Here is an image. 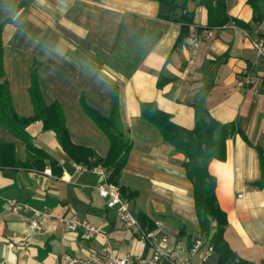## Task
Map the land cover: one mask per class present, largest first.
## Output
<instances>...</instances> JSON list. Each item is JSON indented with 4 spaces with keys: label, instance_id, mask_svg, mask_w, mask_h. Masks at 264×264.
I'll use <instances>...</instances> for the list:
<instances>
[{
    "label": "crops",
    "instance_id": "1",
    "mask_svg": "<svg viewBox=\"0 0 264 264\" xmlns=\"http://www.w3.org/2000/svg\"><path fill=\"white\" fill-rule=\"evenodd\" d=\"M12 1L18 12L1 35L14 109L19 116L34 117L30 89L37 68L45 105L60 109L52 117L64 122V130L56 132L55 125L35 120L27 129L28 148L25 140L0 126V264H64L66 254L86 259L107 246L119 257H152L151 246H140L139 229L125 227L117 209L108 208L98 195L95 186L103 178L76 170L80 165L107 170L94 163L108 156L110 139L83 104L109 117L116 87L118 132L132 146L118 187L127 195L138 194L131 199L122 193L139 224L157 225V246L174 249L178 264H200L201 256L212 250L201 233L186 159L142 120L141 105L155 103L191 131L196 127L193 103L202 99L216 123L237 130L226 141V159L213 160L208 168L227 217L224 239L242 260L264 264V188L255 185L262 177L264 155V104L256 98L264 90V63L251 44L264 35V0H226L229 23L211 29V39L197 53L176 47L182 24L159 19L169 11L157 0ZM187 8L194 14L193 25H208L200 0L190 1ZM130 30L139 32L143 45L130 62L120 58L121 63L116 47L120 35ZM10 200L28 209L16 214L8 207ZM32 210L51 211L65 220L87 219L101 233L88 239L68 232L64 223L46 220V232L32 233ZM181 225L192 245L202 242L198 254L191 253L188 236H180ZM164 237L167 244L161 242ZM204 264H220L218 253L212 250Z\"/></svg>",
    "mask_w": 264,
    "mask_h": 264
},
{
    "label": "trees",
    "instance_id": "2",
    "mask_svg": "<svg viewBox=\"0 0 264 264\" xmlns=\"http://www.w3.org/2000/svg\"><path fill=\"white\" fill-rule=\"evenodd\" d=\"M190 1L196 0H157L159 4L166 6L169 11L168 15L159 14V19L182 24V32L178 37L176 47H179L190 35L194 18V14L190 13L187 8ZM200 4H203L208 12V25L206 26L208 29L224 27L229 23L226 0H200ZM179 12L181 13L180 15ZM5 23L6 21L0 25V126L25 140L29 148L31 147V142L27 136V129L35 120H41L45 125H55L57 127L56 132L64 130V122H59L58 117L56 119L52 117L53 112L55 114L58 112V116L61 114L59 108L45 105L38 83L37 68L32 72V86L30 89L35 115L27 118L16 113L3 62L4 48L1 34ZM161 83L162 81H160L159 87H161ZM193 106L196 109V127L191 131L175 124L172 121V116L160 110L155 103H143L141 105V118L157 130L165 144L172 146L175 152L185 157L184 167L186 168L188 179L194 186L201 233L206 237L212 250L218 253L220 264L229 262L249 264L239 258L224 239L227 217L220 209L216 198V179L208 171L209 165L213 160L224 161L226 159V141L237 133L236 127L235 125L216 123L210 117L202 99L195 101ZM83 107L88 116L111 142L108 156L103 160L96 161L94 164L106 166L109 172L108 182L119 186L121 173L126 165L127 156L132 149L124 135L118 132L120 118L119 87L115 88L109 117L96 115L85 104H83ZM260 162L262 177L255 185L264 188V155L262 153L260 154ZM121 190L123 195L128 198L135 199L138 196L137 193L127 195L123 188ZM144 218V215H142L140 221L142 222ZM148 223L150 228H145L143 222L140 223V227L147 232L156 229V224L151 221H147V225ZM179 234L180 236L187 235L186 229L182 225L180 226ZM187 236V244L191 248L193 246L192 236Z\"/></svg>",
    "mask_w": 264,
    "mask_h": 264
},
{
    "label": "built area",
    "instance_id": "3",
    "mask_svg": "<svg viewBox=\"0 0 264 264\" xmlns=\"http://www.w3.org/2000/svg\"><path fill=\"white\" fill-rule=\"evenodd\" d=\"M212 37L211 30L207 27L199 28L197 25H192L191 33L186 40L179 46L184 52L197 53L199 52L203 44L208 42ZM252 48L256 52L259 60L264 63V35L258 37L252 41ZM256 98L262 104H264V90L259 93ZM77 172L80 174L99 175L103 178V182L95 186V190L98 195L107 201V207L111 209H117L120 222L127 228L136 227L140 231V246L145 249L147 246H151L153 249V255L150 259H145L139 256L124 255L116 256L110 246L105 247L101 251H93L86 259H79L71 254H66L64 257V264H160L167 261L170 264H178L177 258L172 257L175 252L174 249L161 248L157 246L158 229L151 232L144 231L133 213L129 202L123 197L119 187L108 182L109 172L100 166H77ZM47 173V172H46ZM49 174V173H48ZM50 175V174H49ZM9 209L18 214L28 207L25 204H21L17 201H8ZM33 218L29 223V229L32 233L46 232L42 222L44 220L51 221L53 223H64L68 232L74 234H81L92 239L101 233V229L93 225L89 220L82 219L78 216H72L70 219L65 220L60 215H56L51 211H38L32 210ZM158 226L161 225L158 223ZM163 244L168 243L166 237L161 239ZM27 246V242L24 243ZM202 242L196 241L190 249L193 255L198 254ZM177 250L181 251L182 247L178 246ZM212 252V250L210 251ZM206 253L201 256L200 264H204L209 255Z\"/></svg>",
    "mask_w": 264,
    "mask_h": 264
},
{
    "label": "rangeland",
    "instance_id": "4",
    "mask_svg": "<svg viewBox=\"0 0 264 264\" xmlns=\"http://www.w3.org/2000/svg\"><path fill=\"white\" fill-rule=\"evenodd\" d=\"M16 5V2L12 0H0V25L5 21H8V19L11 20V18H9L10 16L16 15V13L18 12V8L16 7ZM137 34H139V32L134 33L132 30H130V32L127 33V31H124L123 34L120 35V39L116 47L119 56H115L116 59L118 58V60H120L121 58L122 61L128 63L134 58V50L139 48L141 42L143 45L144 41L141 36L140 38H137Z\"/></svg>",
    "mask_w": 264,
    "mask_h": 264
}]
</instances>
